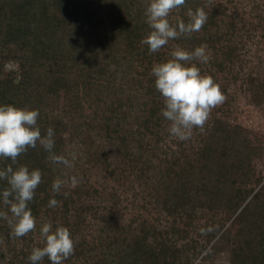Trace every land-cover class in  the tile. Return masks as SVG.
Returning a JSON list of instances; mask_svg holds the SVG:
<instances>
[{
	"label": "trees",
	"instance_id": "obj_1",
	"mask_svg": "<svg viewBox=\"0 0 264 264\" xmlns=\"http://www.w3.org/2000/svg\"><path fill=\"white\" fill-rule=\"evenodd\" d=\"M149 2L0 0V55L19 65L17 71L0 76V105L39 110L37 126L42 136L53 128V151L57 155H61L62 133L72 131L73 137L92 148L88 160L95 167L109 171L113 150L125 165L123 171L148 179L154 172L156 181L149 194L172 219L171 229H160L144 220L136 232V219L123 225L114 214L98 216L83 185L72 192L61 188L60 193H53L57 164L48 161V153L39 143L13 165L14 170L25 165L30 171L42 172V182L29 208L35 219L44 209L46 213H61L60 226L67 227L76 241L74 254L66 262L82 257L87 264H195L224 226L206 228L204 242L189 239L190 230L181 224L190 226L201 207L212 213L221 209L228 220L238 214L235 223L239 227L235 235H222L227 247L221 246L222 241L210 245L196 264H207L220 250L230 253L232 264H264V179L257 176L254 167L259 148L241 126L230 125L213 112L202 129L194 128L190 138L180 143L179 150L163 147L160 134L167 120L161 114L164 101L152 74L153 66L169 60L176 46L189 52L205 46L208 62L194 60L188 64H196L217 82L218 72L230 73L237 63L243 34L250 36L264 29V17L246 31L227 20L229 9L222 2L186 0L170 14V23H187L188 12L197 8L207 13V22L190 38L170 40L151 53L142 43L150 31L145 16ZM2 67L1 63L0 70ZM248 80L254 101L262 104L264 76ZM142 97L149 98L151 104L143 103L142 114L133 115L136 101ZM130 117L135 123H130ZM9 164L10 159L0 158V170ZM6 187L7 181L0 180V193ZM51 199L59 202L57 207L48 206ZM74 207L77 214L73 216ZM0 211H7L2 196ZM92 214L100 218L104 226L101 231L107 235L101 242L107 252L100 256L92 253L85 236L87 216ZM57 219L55 216L54 224ZM4 221L0 218V229L11 238V228L1 224ZM20 253L21 257L15 255L18 261L10 264H30L31 251ZM40 264L51 262L45 257Z\"/></svg>",
	"mask_w": 264,
	"mask_h": 264
},
{
	"label": "rangeland",
	"instance_id": "obj_2",
	"mask_svg": "<svg viewBox=\"0 0 264 264\" xmlns=\"http://www.w3.org/2000/svg\"><path fill=\"white\" fill-rule=\"evenodd\" d=\"M218 1L228 6L230 17L227 20L237 24L239 29L247 28L246 31H249V28H252L251 24H256L257 26V23L260 21L259 18L261 16L264 17V0ZM246 33L243 34L242 44L240 45V50L237 52L239 53V59L233 67L232 72L217 73L218 81L216 83L220 85L227 99L222 105L214 108L212 112L216 113L221 120L228 122L230 125L241 126L253 144L259 148V155L254 159V167L257 176L264 179V102L258 105L254 101L252 87L248 82V79L252 76H264V29L259 28L257 31L251 32L250 36ZM2 57L0 55V64H3L2 70H0L3 71L0 73L1 77L7 76L19 69L18 62L9 60L10 58L3 59ZM194 65L196 66V64ZM204 71L201 74L208 75ZM149 101L150 99L146 97L138 99L133 115L142 114L143 103L147 102L151 104ZM129 121H131L130 123L134 122V118L130 117ZM125 126H128V123ZM134 127L136 128L135 124ZM169 127L170 122L165 121L162 134H160L164 138L161 145L163 147L169 146L173 151H177L180 149V143L183 140L172 136L169 133ZM73 136L72 131H67L63 132L61 137L63 141L61 155L69 159L72 166L66 167L62 164H57L54 169L55 180L60 179L65 182L62 189L72 192L77 186L83 185V190H87L91 195L89 203L90 205L92 204L94 210L98 211V216H101V214H114L123 225H129L136 219L137 221L133 226V230L136 232L141 230V223L144 220L155 223L160 229H171L172 219L166 215L161 205L157 204L155 199L149 194L150 188L152 189L151 184H153V181H156V178H153L156 175L154 172L149 173L151 178L148 179L147 177L139 176L138 173L131 174L127 169L123 171L125 165L122 163L121 158L116 157L113 150L111 151L110 160L112 165L109 171L95 167L88 160V154L92 148L89 144L82 142L80 138ZM105 147L109 148V145L105 144ZM73 154L75 155L74 160L72 159ZM113 169L116 170V174H111ZM73 178L75 182H73ZM195 203L198 204L197 201ZM45 210L36 219V230L24 237L17 238L13 236L12 238L10 231L11 238H9L0 229V264L16 263L18 260L15 255L19 256L21 251H32L35 247L44 246V241L40 235L41 226L44 223L51 222L53 229H55L57 225L60 226L62 223L60 212L47 211L46 213ZM196 211L198 216L193 222L190 223L189 220H185L187 223H190V226L181 224V227L190 230L189 239L198 238L204 242L206 239V228L217 230L224 224L215 240L210 244L212 246L222 241V235L229 232L235 235L238 231L239 225L235 223L238 214H234L228 220L221 209L212 213L207 208L198 207ZM76 214V208L74 207L72 215ZM8 215L10 216L11 214L8 213ZM55 216L58 217L56 220L57 224L53 223ZM87 217L85 236L90 243L89 248L93 250L92 253L100 256L101 253L107 252L106 248L101 247L103 244L101 242L102 240H107V235L101 231L104 226L99 220L100 218L95 217L94 214ZM75 219V217H72L71 221H75ZM1 224L9 228L6 220ZM222 242L221 246L225 245L227 247V243L225 241ZM210 245L195 260V264L206 255L211 247ZM63 264H87V262L82 257H79L74 258L71 262L64 261ZM207 264H232L230 253L222 250L217 251Z\"/></svg>",
	"mask_w": 264,
	"mask_h": 264
},
{
	"label": "clouds",
	"instance_id": "obj_3",
	"mask_svg": "<svg viewBox=\"0 0 264 264\" xmlns=\"http://www.w3.org/2000/svg\"><path fill=\"white\" fill-rule=\"evenodd\" d=\"M186 0H150L146 9V23L150 29L142 40L151 53L158 52L170 40L180 37L190 38L199 32L207 22V13L202 8L189 11L187 23L178 20L176 25L169 21L173 10L183 7ZM205 46L196 47L189 52L176 46L171 52V59L153 66L155 88L164 100L162 116L170 122L169 133L179 140H187L194 128L202 129L212 110L222 105L227 97L218 83L210 75L201 74L200 69L190 61L208 62ZM39 110H30L27 106L20 108L13 105H0V158L11 160L6 168L0 170V180H6L8 187L0 196L7 211H0V218L7 221L11 235L24 237L36 230V219L29 208L35 190L42 182L39 169L29 170L25 165H17L18 157L29 148H36L37 143L48 153V161L71 167L69 159L57 155L54 130L49 127L45 136L37 126ZM72 159H75L73 154ZM73 182H75L73 178ZM64 181L56 179L52 183L53 193H60ZM68 193H64L67 197ZM56 199L49 201V207H57ZM11 213L9 216L8 213ZM44 241L43 247L32 249L28 257L30 264H40L45 257L51 264H63L75 251L76 241L67 227L57 225L53 229L51 222L40 228Z\"/></svg>",
	"mask_w": 264,
	"mask_h": 264
}]
</instances>
